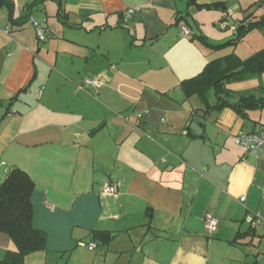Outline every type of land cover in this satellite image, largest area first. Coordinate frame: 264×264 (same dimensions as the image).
<instances>
[{
  "label": "crops",
  "instance_id": "obj_1",
  "mask_svg": "<svg viewBox=\"0 0 264 264\" xmlns=\"http://www.w3.org/2000/svg\"><path fill=\"white\" fill-rule=\"evenodd\" d=\"M9 1L12 15L0 7V183L12 168L30 177L32 225L46 235L25 264H264V152L247 156L234 142L264 130V109L248 120L230 108L205 113L181 87L214 60L264 49L261 33L211 49L233 32L205 31L199 15L213 13L216 26L223 13L189 0ZM214 3L234 10L230 25L264 15V0L197 1ZM31 19L46 22L44 42ZM225 89L231 102L264 98V74ZM108 182L116 195L102 192ZM206 214L218 220L214 234ZM247 216L263 223L237 237ZM13 249L0 233V262Z\"/></svg>",
  "mask_w": 264,
  "mask_h": 264
},
{
  "label": "trees",
  "instance_id": "obj_2",
  "mask_svg": "<svg viewBox=\"0 0 264 264\" xmlns=\"http://www.w3.org/2000/svg\"><path fill=\"white\" fill-rule=\"evenodd\" d=\"M260 3L261 1L257 2L250 9H258ZM188 5H194L199 11L213 9L221 11L223 15L219 20V25L225 22L228 23V19L232 17L228 15L229 9L223 3L200 5L197 4L196 0H189ZM32 6L33 4H28L27 10H30ZM0 7L6 8L9 14L12 15L13 4L9 0H0ZM233 25L236 26L233 38L223 46L213 47L204 43L211 49L236 46L252 31L260 32L264 39V15L256 18L253 17L252 13L247 14L243 20ZM198 39L204 41L201 36ZM262 74H264V49L245 60L239 59L234 54L214 60L207 64L200 74L184 80L181 87L185 98L196 97L204 106L205 113L230 108L241 119L248 120L247 113L249 111L264 109V98H255L253 95H239L236 101L231 102L230 98L233 95L225 89V84ZM209 92H213L215 96L213 104L208 100ZM33 188L34 185L30 177L18 168H12L0 183V233L7 235L14 247L13 250L5 252L0 264H25L27 256L45 251L46 235L32 225L31 194ZM254 230L248 227L246 232L238 233L237 237L253 235ZM97 235H99L100 241L106 242L107 232H98Z\"/></svg>",
  "mask_w": 264,
  "mask_h": 264
},
{
  "label": "built area",
  "instance_id": "obj_3",
  "mask_svg": "<svg viewBox=\"0 0 264 264\" xmlns=\"http://www.w3.org/2000/svg\"><path fill=\"white\" fill-rule=\"evenodd\" d=\"M233 11V9L228 10V15L231 16ZM131 14V12H127V17H130ZM30 25L38 43L44 42L49 34L46 22H38L34 19H31ZM219 27L223 30L229 29L230 31L234 32L236 26L229 25L227 22H225L221 23ZM179 35L181 37H187L190 35V31L188 28L182 27L179 31ZM82 84L86 86H93L95 88H99L101 85L99 80L93 79H84ZM123 119L127 120L126 118ZM234 142L236 145L242 147L247 156L257 157L259 154L264 152V130L253 133L239 132L235 135ZM101 190L104 194L116 195L118 188L117 185L108 182L102 185ZM240 201L243 202L244 198H242ZM203 221L205 224V229L209 234H214L217 231L218 220L212 215L206 214ZM244 222L250 229H256L263 223V221L257 216H247ZM88 248L89 250H92L95 248V245L92 244Z\"/></svg>",
  "mask_w": 264,
  "mask_h": 264
},
{
  "label": "rangeland",
  "instance_id": "obj_4",
  "mask_svg": "<svg viewBox=\"0 0 264 264\" xmlns=\"http://www.w3.org/2000/svg\"><path fill=\"white\" fill-rule=\"evenodd\" d=\"M196 1H198V0H196ZM213 10H214V9H213ZM212 12H213V11H212ZM214 12H217V16H218V17L221 15V14H220L221 11H219V10H216V11H214ZM212 14H213V13L202 12V15H201V16L199 15V18H200V19H203V20L209 21L208 24L206 23V27L204 26V30H205V31H211V30H214L215 32H221V33L226 34V35L231 34V32H230L229 29L223 30V29H221L218 25L213 26L212 24H210L211 21H214V20H212L213 17H214V15H212ZM201 21H202V20H201ZM228 22L231 24V23H232V19H229ZM204 23H205V22H204ZM217 23H218V22H217ZM229 23H228V24H229ZM230 24H229V25H230ZM254 34H259V33H254ZM241 48L245 49L244 46H242ZM211 100H212V98H211ZM255 243H256V242H255Z\"/></svg>",
  "mask_w": 264,
  "mask_h": 264
},
{
  "label": "water",
  "instance_id": "obj_5",
  "mask_svg": "<svg viewBox=\"0 0 264 264\" xmlns=\"http://www.w3.org/2000/svg\"><path fill=\"white\" fill-rule=\"evenodd\" d=\"M190 129L197 135H199L201 133V129L195 123L191 124Z\"/></svg>",
  "mask_w": 264,
  "mask_h": 264
}]
</instances>
